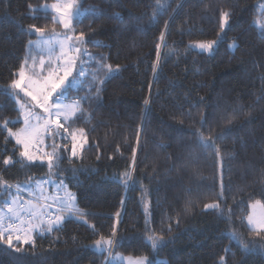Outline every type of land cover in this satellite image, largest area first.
Masks as SVG:
<instances>
[{
    "label": "trees",
    "instance_id": "obj_1",
    "mask_svg": "<svg viewBox=\"0 0 264 264\" xmlns=\"http://www.w3.org/2000/svg\"><path fill=\"white\" fill-rule=\"evenodd\" d=\"M52 2L0 0V89L18 77L29 41L39 37L30 34V25L45 36L61 32L52 15L38 11ZM262 2L166 0V10L153 20L155 0H78L83 15L74 21L73 38L84 33L98 41L82 47L114 69L97 98L89 84L98 64L90 61L84 66L88 77L68 94L69 102L89 97L81 104L83 118L74 116L66 125L69 131L84 129L85 150L70 159V139H57L69 151L58 164L59 177H53L75 195L87 223L60 213L61 226L36 235L34 246L17 244V253L0 244V264H105L108 252L96 250L93 241L111 236L113 226L120 243L111 256H146L152 264H218L224 256L226 264H264V237L243 219L250 203L264 204V33L254 23ZM221 11L231 13L223 32ZM162 32L166 47L154 73ZM207 41L218 42L212 55L190 49ZM105 71L99 68L97 85ZM17 117L14 101L0 94V123L15 121L9 127L17 130ZM198 134L211 136L214 147L203 148ZM6 135L0 130L3 179L11 185L29 183L30 177L45 180V163L3 165L5 157L19 159L15 142L4 143ZM124 172L133 177L127 185L119 179ZM14 188L10 195L0 190V205L16 195ZM208 203L220 209L205 210ZM151 234L166 243L153 250Z\"/></svg>",
    "mask_w": 264,
    "mask_h": 264
},
{
    "label": "snow or ice",
    "instance_id": "obj_2",
    "mask_svg": "<svg viewBox=\"0 0 264 264\" xmlns=\"http://www.w3.org/2000/svg\"><path fill=\"white\" fill-rule=\"evenodd\" d=\"M166 0H155L153 7V17L155 20L157 16L167 7ZM31 8V6H29ZM43 9L50 8L55 14L52 19L53 22L58 20L59 24L66 31H74V21L79 22L81 11L78 5V0H57L56 3L51 5H42ZM35 11V10H33ZM258 11L261 14V18L254 21L259 30L264 33V3L258 6ZM231 13L229 11H221L219 17V28L223 32L229 23ZM30 34L35 32L40 38L36 41H29L28 53L31 56L32 49L35 48L41 52L47 51L49 54V60L46 62L43 58L39 61V67L36 65L35 57H32V64L28 63V56L25 57L24 62L20 65L18 72L15 74L18 76L16 79H12L11 83L5 89H0V94L6 95L10 100L14 101L15 110H18L17 119L22 118L24 126L16 131H13L9 124H14L15 121L4 120L0 123V130H6L4 143L7 144L9 139L15 141L13 147V153L15 154L18 149L19 159H14V156H8L3 159V165L10 166L19 163L21 167H31L35 162L39 161L41 164H47L49 174L59 177L61 169L58 164L63 160V153L69 151L68 143H57V139L62 141H68L70 139V159L78 157L88 145L87 134L84 129L78 131H69L71 117L83 118V109L81 104L83 101L89 99L86 95L84 97H77L72 100L71 103H65L69 100V92L76 90L78 86L82 85V78L86 79L89 75L84 69L85 64L90 61H96L98 64L97 72H92V82L89 84V90L91 88L96 89L97 98L99 92L102 90L101 85L105 80L110 77L114 71L112 65L100 64L104 58L101 57L97 60L91 53L82 47L85 43H94L99 46L98 41L87 40L84 33H80L78 36L65 35L62 38L58 34L53 33L52 36L45 38L44 29L36 28L35 25L29 26ZM218 37L220 33L217 34ZM165 33L160 35V41L162 43L156 44L157 61L153 63V72H157V65L160 62L162 46L164 44ZM217 41L197 42L194 47L200 49L203 52H211ZM57 47L59 53L56 55L55 61L51 59L53 53L56 52ZM230 48L236 47L235 43L229 45ZM102 67L106 71L103 77L99 81V85L95 83L96 77L99 73V68ZM118 71V67L115 69ZM203 98H201V102ZM149 103L145 100V104ZM41 109L43 115L37 114L35 109ZM63 118V123L61 122ZM35 121V123H33ZM41 121L43 123H41ZM204 121H201L203 127ZM198 143L205 149H211L214 147V139L209 136L205 138L202 134H198ZM47 140H51V144L46 143ZM50 147L51 151L45 149ZM136 149H133V157L135 158ZM219 148H216V154L219 156ZM76 169H73L75 172ZM119 179L127 185L128 182L133 181L131 173L124 172L120 174ZM32 178H29V185H25L27 188L30 186ZM48 180L38 181V184L49 183ZM15 187L17 192L21 190V185L8 184L0 175V190L7 191L11 194V189ZM65 189L64 196L51 197L53 203L59 205V211H65L68 214L73 212H79L75 207V195L68 192L65 188L64 182L61 179L57 185V191ZM7 206V212L0 211V244H6L9 249H13L15 252H22L21 247H17V244H32L35 242L32 238L33 232H40L43 234L46 232H52L61 226L65 216L55 214L54 218L47 215V202L46 206L37 209L36 205L28 203L27 207L20 203L15 197L11 203L5 201ZM15 205V207H14ZM147 208V205L145 206ZM248 215L243 219L247 220V225L251 231L257 236L264 237V204L260 200H256L248 205ZM205 210H217L220 209L219 203H208L204 205ZM259 209V211H257ZM27 215L28 219L25 220ZM86 213L79 212L80 218L86 216ZM118 217L120 213L116 214ZM87 223L86 220H83ZM93 229L95 226H90ZM171 229H169L170 231ZM147 231V228H146ZM116 228L113 226L111 236H100L99 239L93 241V246L100 251L108 252L109 256L106 258V264H113V257L111 253L114 248L119 245L120 241L116 237ZM233 239H238L235 232L232 233ZM147 240L150 242L153 250H158L166 242L157 237L155 234L147 236ZM244 251H250L248 244H243ZM227 252V249L225 250ZM115 260L120 264H152L146 256L139 257H123L117 255ZM218 264H226L224 256L219 258Z\"/></svg>",
    "mask_w": 264,
    "mask_h": 264
},
{
    "label": "rangeland",
    "instance_id": "obj_3",
    "mask_svg": "<svg viewBox=\"0 0 264 264\" xmlns=\"http://www.w3.org/2000/svg\"><path fill=\"white\" fill-rule=\"evenodd\" d=\"M57 2V0H54V2H52V3H49V4H47V5H51V4H53V3H56ZM262 3H264V2H262ZM262 3H260V4H262ZM259 4V5H260ZM43 5H45V4H43ZM258 5V6H259ZM38 11H40L41 13H44V14H50V15H52V17L55 15L52 11H51V9L50 8H48V9H43L41 6L39 7V9H38ZM83 15V11H81V16ZM80 16V17H81ZM79 17V18H80ZM78 18V19H79ZM55 23H57L58 25H60L59 24V22H58V20L55 22ZM256 25V24H255ZM60 27H61V32L60 33H57L58 35H59V37H63V36H65V35H70V36H73V33H72V31H66L65 29H63V27L60 25ZM257 27V26H256ZM258 28V27H257ZM53 34H51V35H47V36H45V38H47V37H50V36H52ZM40 37H38L36 40H38ZM36 40H34V41H36ZM217 44H218V42L214 45V47H213V50L211 51V52H203V51H201L200 49H198V48H196V47H194V45H191V47H190V49H192V50H194V51H196V52H198V53H202V54H205V55H212L213 54V51L215 50V48L217 47ZM231 44H233V43H231ZM28 45H29V43H28ZM228 48H229V50L230 51H234V49H235V47H233V48H230L229 46H228ZM59 53V48L57 47V49H56V52L55 53H53L52 54V56H51V59L53 60V61H55V59H56V55ZM26 56H28V63L31 65L32 64V57L34 56L35 57V60H36V65H37V67H39V61H40V59L41 58H43L46 62L49 60V54H48V52L45 50V51H43V52H41V51H39V50H37V49H35V48H33L32 49V52H31V56H29V53H28V47H27V55ZM84 69H85V71H87L86 70V68L84 67ZM18 78V77H17ZM83 79V78H82ZM79 87V86H78ZM65 103H71V102H69L68 100L67 101H65ZM35 112L37 113V114H41V115H43V113H42V110L41 109H39V108H37V109H35ZM73 117H71L70 119H72ZM19 122H20V126H19V128L18 129H20V128H22L23 126H24V122H23V119L22 118H20L19 119ZM61 122L63 123L64 121H63V118H61ZM33 123H35V121H33ZM41 123H43L42 121H41ZM17 129V130H18ZM13 131H16V130H13ZM14 141V140H13ZM15 142V141H14ZM46 142H47V139H46ZM57 142V141H56ZM49 144H51V140H50V142H49ZM51 151V150H50ZM79 156V155H78ZM37 162H39V161H37ZM40 163V162H39ZM45 164H46V162H45ZM45 180H48V181H50L49 183H44V184H38V181H31V183H30V186L29 187H27V188H25L24 186L25 185H29V183H25V184H22L21 186V190L19 191V192H22V193H24L27 197H29V198H36V199H38V200H40V201H43L44 200V195H41L40 194V192L41 193H43L44 192V189H46L47 187H48V189L50 188L51 189V191L54 193L56 190H57V185L59 184V182L58 181H56L55 179H54V177H53V175L52 174H50L49 176H47L46 178H45ZM40 181V180H39ZM46 184V185H45ZM66 188V187H65ZM66 190L68 191V192H70L67 188H66ZM15 191H17L16 190V188H15ZM59 192L61 193V196H64L65 194V189H60L59 190ZM16 199H17V197H16V195L14 196ZM14 197H12V198H8L7 200H5V201H11ZM24 199V201H25V203L26 202H31V200L30 199ZM5 201L0 205V211H2V212H7V210L4 208L5 207ZM45 201V200H44ZM47 202V201H46ZM45 202V203H46ZM10 203V202H9ZM47 204H49V203H47ZM75 206H76V198H75ZM50 210H48V212H49ZM249 211H251V209H249ZM257 211H259V209H257ZM5 212V213H6ZM67 215H68V213L67 212H65ZM76 213L77 212H73V213H71V215L69 216V218H72V219H74V220H77L78 222H82V220H81V218L79 217V216H77L76 215ZM249 213V212H248ZM68 218V217H67ZM245 223H246V227L249 229V227H248V225H247V220L245 219ZM62 224V223H61ZM250 230V229H249ZM251 231V230H250ZM253 232V231H252ZM35 232H33L32 233V238L34 239L35 238ZM117 255H120V256H123V255H121V254H113L112 255V257H113V264H120V262L119 261H117V260H115V257L117 256ZM109 256V253L107 254V257ZM123 257H127V256H123ZM156 262H158V263H165V260H159V259H157L156 260ZM106 264V263H105Z\"/></svg>",
    "mask_w": 264,
    "mask_h": 264
},
{
    "label": "crops",
    "instance_id": "obj_4",
    "mask_svg": "<svg viewBox=\"0 0 264 264\" xmlns=\"http://www.w3.org/2000/svg\"><path fill=\"white\" fill-rule=\"evenodd\" d=\"M46 185V184H45ZM40 194L41 195H44L43 197H44V200H45V202L47 201V203H49V204H53V205H55V206H58L59 207V205L58 204H55V203H53L52 202V200H51V197H54V196H61V193L60 192H58L57 190L53 193L52 191H51V189L49 188L48 189V187L46 188V189H44V192L43 193H41L40 192ZM65 194V193H64ZM16 197H17V199L20 201V199L21 198H19L17 195H16ZM43 200V201H44ZM12 201V200H11ZM11 201H9L10 203H11ZM28 203L29 202H26L25 204H26V207H27V205H28ZM31 204H33V205H36L37 206V209H39L40 208V205L37 203V202H35V201H32L31 200ZM76 207V206H75ZM5 208V207H4ZM6 212V211H5ZM48 212V211H47ZM67 216V215H66ZM67 217H69V216H67ZM47 233H49V232H44L43 234H47ZM35 235H42L40 232H38V231H36L35 232Z\"/></svg>",
    "mask_w": 264,
    "mask_h": 264
},
{
    "label": "built area",
    "instance_id": "obj_5",
    "mask_svg": "<svg viewBox=\"0 0 264 264\" xmlns=\"http://www.w3.org/2000/svg\"><path fill=\"white\" fill-rule=\"evenodd\" d=\"M22 204H23V203H22ZM42 206H46V204L43 203ZM47 207L50 208V211H49L48 216L54 218V215H55L56 213H58L59 208L54 207V206H49V205H47ZM6 209H7V206H6ZM27 219H28V217H27V215H26V216H25V220H27Z\"/></svg>",
    "mask_w": 264,
    "mask_h": 264
},
{
    "label": "water",
    "instance_id": "obj_6",
    "mask_svg": "<svg viewBox=\"0 0 264 264\" xmlns=\"http://www.w3.org/2000/svg\"><path fill=\"white\" fill-rule=\"evenodd\" d=\"M97 250V249H96Z\"/></svg>",
    "mask_w": 264,
    "mask_h": 264
}]
</instances>
